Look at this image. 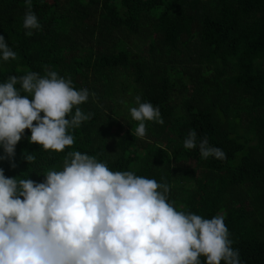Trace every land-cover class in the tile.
Wrapping results in <instances>:
<instances>
[{
  "label": "trees",
  "instance_id": "16d2710c",
  "mask_svg": "<svg viewBox=\"0 0 264 264\" xmlns=\"http://www.w3.org/2000/svg\"><path fill=\"white\" fill-rule=\"evenodd\" d=\"M32 10L41 28L27 36L25 0H0V35L17 54L0 58V83L47 65L88 89L80 107L93 115L61 154L26 130L14 160L0 159L5 176L40 183L80 151L168 183L178 210L223 216L242 264H264V0H33ZM137 95L164 120L143 140L129 111ZM191 130L227 159L185 150Z\"/></svg>",
  "mask_w": 264,
  "mask_h": 264
},
{
  "label": "clouds",
  "instance_id": "9594fccd",
  "mask_svg": "<svg viewBox=\"0 0 264 264\" xmlns=\"http://www.w3.org/2000/svg\"><path fill=\"white\" fill-rule=\"evenodd\" d=\"M25 4L23 28L31 36L41 25L33 0ZM0 58L17 59L2 35ZM44 71L43 76L29 71L0 83V147L5 153L0 159L14 160L26 130L31 144L64 153L75 144L70 130L92 118L80 107L89 100L88 89L77 90L70 77L47 65ZM135 103L129 109L137 122L133 134L143 140L148 122L163 125L164 120L159 107L139 95ZM197 136L195 130L188 133L185 150L198 148L204 160L227 159L207 137L198 143ZM44 176L40 183L8 178L0 168V264H242L224 217L178 210L166 182L113 171L80 151L67 152L62 170L50 169Z\"/></svg>",
  "mask_w": 264,
  "mask_h": 264
},
{
  "label": "rangeland",
  "instance_id": "374dc122",
  "mask_svg": "<svg viewBox=\"0 0 264 264\" xmlns=\"http://www.w3.org/2000/svg\"><path fill=\"white\" fill-rule=\"evenodd\" d=\"M121 122H123L122 120H120Z\"/></svg>",
  "mask_w": 264,
  "mask_h": 264
}]
</instances>
